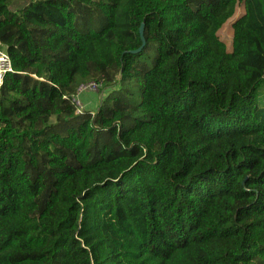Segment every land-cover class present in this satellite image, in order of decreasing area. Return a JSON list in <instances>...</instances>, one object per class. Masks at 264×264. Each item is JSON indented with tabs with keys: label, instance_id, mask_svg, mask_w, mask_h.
<instances>
[{
	"label": "trees",
	"instance_id": "trees-1",
	"mask_svg": "<svg viewBox=\"0 0 264 264\" xmlns=\"http://www.w3.org/2000/svg\"><path fill=\"white\" fill-rule=\"evenodd\" d=\"M11 1L0 264H264V0ZM109 69L111 101L76 114Z\"/></svg>",
	"mask_w": 264,
	"mask_h": 264
},
{
	"label": "rangeland",
	"instance_id": "rangeland-1",
	"mask_svg": "<svg viewBox=\"0 0 264 264\" xmlns=\"http://www.w3.org/2000/svg\"><path fill=\"white\" fill-rule=\"evenodd\" d=\"M29 2V0H13L10 2L9 4V9L14 11L17 9L22 8L23 6H25L27 3ZM243 13V3L242 2H238L236 3L235 6V11H234V15H238ZM92 15L87 16L86 20H87V24L86 26L90 27L89 25H92L90 23V17ZM232 16V17H233ZM79 17H81L79 15ZM231 17V19L227 20L222 26L221 28L218 30L217 32V36L218 38L224 43L226 51L229 52L231 50V37H232V31H231V27H230V23L231 20H233ZM80 24V20L78 22ZM84 30V28H81ZM149 56H151V51L148 50L147 51ZM153 59V55L151 60ZM103 79V78H102ZM120 77H119V73L116 69H109L107 74H106V78L105 81L108 80L109 81V85H110V89H107L104 87V82L102 81L101 83H97L98 84V88L92 92L90 90H86L82 93L79 94L78 96V100L80 101V103L83 106L84 111L89 110L90 113L93 115L95 114V110L97 109V107L100 104L101 99H107L108 102L111 101V97L113 96V90L118 88V85L121 84L122 82L119 81ZM94 82V80H90L89 82ZM136 80L133 79L131 82H123V88H125L126 90L132 89L133 86L136 85ZM81 83V82H80ZM78 83V84H80ZM85 99H87L86 102ZM258 101L260 106H264V86L259 90L258 92ZM55 122V117H51L49 120V123L51 125H53V123ZM58 128V127H56Z\"/></svg>",
	"mask_w": 264,
	"mask_h": 264
},
{
	"label": "built area",
	"instance_id": "built-area-1",
	"mask_svg": "<svg viewBox=\"0 0 264 264\" xmlns=\"http://www.w3.org/2000/svg\"><path fill=\"white\" fill-rule=\"evenodd\" d=\"M11 71V65L9 57L4 49L1 48L0 45V85L2 83L3 76ZM98 88V84L96 82H86V83H80L77 88L75 94H72L70 96V103L75 108L76 114H81L84 109L80 101L78 100V96L80 93L90 90L94 92Z\"/></svg>",
	"mask_w": 264,
	"mask_h": 264
},
{
	"label": "water",
	"instance_id": "water-1",
	"mask_svg": "<svg viewBox=\"0 0 264 264\" xmlns=\"http://www.w3.org/2000/svg\"><path fill=\"white\" fill-rule=\"evenodd\" d=\"M142 30H143V24H141L139 29H138V33H139V38H140L141 44H140L139 48H137L134 51H131L132 54L140 52L142 50V48L144 47L145 41H144V38H143Z\"/></svg>",
	"mask_w": 264,
	"mask_h": 264
},
{
	"label": "crops",
	"instance_id": "crops-1",
	"mask_svg": "<svg viewBox=\"0 0 264 264\" xmlns=\"http://www.w3.org/2000/svg\"><path fill=\"white\" fill-rule=\"evenodd\" d=\"M244 13V12H243ZM243 13H241V14H238L237 16L236 15H234L233 17H232V19L233 20H231V23H230V26H231V24L233 23V21H235L237 18H239ZM231 19V18H230ZM87 101V99H85V101L84 102H86Z\"/></svg>",
	"mask_w": 264,
	"mask_h": 264
}]
</instances>
